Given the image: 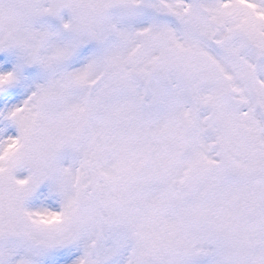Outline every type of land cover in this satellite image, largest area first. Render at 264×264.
<instances>
[{"label": "snow or ice", "instance_id": "6c2138e0", "mask_svg": "<svg viewBox=\"0 0 264 264\" xmlns=\"http://www.w3.org/2000/svg\"><path fill=\"white\" fill-rule=\"evenodd\" d=\"M0 264H264V0H0Z\"/></svg>", "mask_w": 264, "mask_h": 264}]
</instances>
